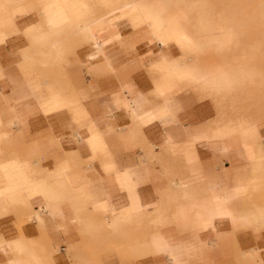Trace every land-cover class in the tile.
Returning a JSON list of instances; mask_svg holds the SVG:
<instances>
[{
	"label": "crops",
	"instance_id": "crops-1",
	"mask_svg": "<svg viewBox=\"0 0 264 264\" xmlns=\"http://www.w3.org/2000/svg\"><path fill=\"white\" fill-rule=\"evenodd\" d=\"M173 12L0 0V264H264V123L178 93L225 100L227 68L179 58Z\"/></svg>",
	"mask_w": 264,
	"mask_h": 264
},
{
	"label": "rangeland",
	"instance_id": "rangeland-1",
	"mask_svg": "<svg viewBox=\"0 0 264 264\" xmlns=\"http://www.w3.org/2000/svg\"><path fill=\"white\" fill-rule=\"evenodd\" d=\"M177 10L186 14L182 17L178 12H173L171 16L165 17L171 29L170 39L176 32H184L186 37H190V34L203 39V47L184 53L181 51L182 57L179 58L187 62L191 59L199 62L216 60L227 68L217 77L227 86L211 87L220 95L227 96L225 100L219 102L216 94L201 88L182 89L178 93L192 94L194 101L209 100L214 107L217 123L243 119L251 124L253 135L258 133L257 125L264 123V0H173V11ZM185 24L192 30L202 25L206 31L189 33ZM226 29L231 31H223ZM156 72L151 73L155 76ZM155 80L153 78V82ZM245 145L249 147V141H245ZM147 158L156 160L154 156ZM252 171H264V167ZM173 178L185 180L180 176ZM248 193L249 196L252 193L259 203H264V182ZM260 209L257 214L263 216L264 207Z\"/></svg>",
	"mask_w": 264,
	"mask_h": 264
},
{
	"label": "bare ground",
	"instance_id": "bare-ground-1",
	"mask_svg": "<svg viewBox=\"0 0 264 264\" xmlns=\"http://www.w3.org/2000/svg\"><path fill=\"white\" fill-rule=\"evenodd\" d=\"M186 36V34L183 32H176L171 35V38L173 41L180 39L181 37ZM220 139V138H219ZM218 140V139H217Z\"/></svg>",
	"mask_w": 264,
	"mask_h": 264
}]
</instances>
